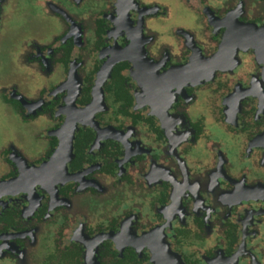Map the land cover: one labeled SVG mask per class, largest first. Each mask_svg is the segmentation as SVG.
Returning <instances> with one entry per match:
<instances>
[{
    "label": "flooded vegetation",
    "instance_id": "flooded-vegetation-1",
    "mask_svg": "<svg viewBox=\"0 0 264 264\" xmlns=\"http://www.w3.org/2000/svg\"><path fill=\"white\" fill-rule=\"evenodd\" d=\"M0 25V264H264V0H0Z\"/></svg>",
    "mask_w": 264,
    "mask_h": 264
},
{
    "label": "rangeland",
    "instance_id": "rangeland-1",
    "mask_svg": "<svg viewBox=\"0 0 264 264\" xmlns=\"http://www.w3.org/2000/svg\"><path fill=\"white\" fill-rule=\"evenodd\" d=\"M2 4H3V2H2ZM1 4V5H2ZM36 5H40L41 7L43 6L42 4H38V2L36 3ZM188 23V27H190V25H191V22H187ZM0 27H1V25H0ZM0 30H1V28H0ZM3 52H2V50H0V54H2ZM0 61H3V59L0 57ZM1 68V67H0ZM26 71H28V70H26ZM18 81V80H17ZM19 83H17L18 85H25V87H23V89L25 90V92H32L33 90H34V86H32V83L33 84H36V83H34V81H32L31 79H26L23 83H21V81H18ZM9 83V82H8ZM40 83H38V85H39ZM0 122H1V120H0ZM6 124H9L8 122H6ZM10 127V126H9ZM33 135V134H32ZM200 148H202V151H207L206 150V146L205 145H200V147H199V149ZM210 149H211V147H210ZM212 151V150H211ZM194 152H197V151H194ZM197 154V153H196ZM196 154L194 155V154H192V158H194L195 159V157H196ZM201 156V155H200ZM204 160H207V157H206V155L205 154H203V156H201ZM232 157V156H231ZM192 161H193V159H192ZM189 164H191V162H189ZM194 164V163H193ZM231 165H229L228 166V168L230 169V172H232V177L233 178H237L238 179V177L240 176V172L242 171V169L244 170V166H243V164L240 162V161H238V159L236 158V156H233L232 158H231V163H230ZM247 167H249V169L251 170V168H253V167H251L250 165H247ZM12 185H14L13 183H12ZM237 193L235 192V195H236ZM234 196V195H233ZM125 205H127V202L125 203ZM113 213L114 212V210H111V203H106L105 205H98V207H97V209H96V211H95V215L97 216V218L99 219V220H102L103 218H104V215H105V213ZM164 231H162L161 229H159V230H153L151 233H149V234H147L146 236H144L143 238H144V241L146 240L148 243H152V242H157L158 241V239H159V234H161V233H163ZM157 240V241H156ZM153 244V243H152ZM169 249V248H168ZM184 250L185 251H187V250H189L188 248H184ZM169 251H170V249H169ZM171 253V252H170ZM153 254V258L155 259V261H156V264H158V262H159V257L157 256V251H155V252H153L152 253Z\"/></svg>",
    "mask_w": 264,
    "mask_h": 264
}]
</instances>
